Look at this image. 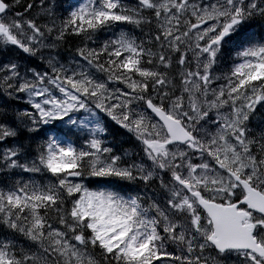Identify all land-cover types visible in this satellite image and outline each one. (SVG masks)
Returning a JSON list of instances; mask_svg holds the SVG:
<instances>
[{
    "label": "snow or ice",
    "instance_id": "1",
    "mask_svg": "<svg viewBox=\"0 0 264 264\" xmlns=\"http://www.w3.org/2000/svg\"><path fill=\"white\" fill-rule=\"evenodd\" d=\"M0 264H264V0H0Z\"/></svg>",
    "mask_w": 264,
    "mask_h": 264
}]
</instances>
